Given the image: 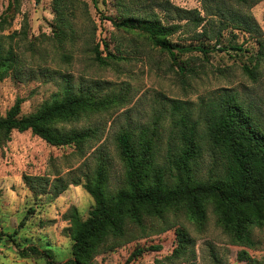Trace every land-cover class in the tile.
<instances>
[{"label":"rangeland","instance_id":"374dc122","mask_svg":"<svg viewBox=\"0 0 264 264\" xmlns=\"http://www.w3.org/2000/svg\"><path fill=\"white\" fill-rule=\"evenodd\" d=\"M9 1L0 0V16L13 14L12 9L6 11ZM113 1L66 0L63 14L70 25L56 26L52 0H19L13 19H8L10 23L0 30V35L7 36L5 46H11L19 58L17 75L12 72L0 80V116L18 97L23 99L21 113L28 114L67 87L88 90L100 98L121 94L127 102L55 123L65 130L98 128L101 136L90 141L83 151L75 146L50 145L29 130L12 131L7 139L0 138V230L12 234L0 240V264H46L44 257L21 255L20 248L31 244L40 249L50 248L57 261L71 257V216L75 211L86 219L93 198L81 184H69L56 197L51 194L35 197L23 176H47L52 180L69 172L79 174V168L87 167L92 174L100 163H105L108 186L115 190L122 183L123 170L114 137L124 124L126 110L140 127L153 123L156 114H163L164 147L173 135L169 132L171 116L180 114L168 99L186 103L196 116L200 99L227 88L241 101L251 103L255 110H264V59L255 81L243 70L249 56L258 51L255 36L227 29L222 31L219 43L204 39L209 47L207 58L196 51L181 55L177 60L185 68L181 73L168 54L153 46L143 33L117 29L111 24L107 16L117 13ZM172 2L186 9L197 8L204 14L200 0ZM251 13L264 42V0L255 4ZM171 40L184 45L197 44L189 33H176ZM231 45H239L242 50H233ZM96 51L104 64L96 60ZM203 160L196 173L201 178L207 175L209 157L205 154ZM181 225L194 245L176 258L172 252L177 244L176 228ZM126 229L123 237L109 238L103 251L89 264H264V229H254L253 247L236 244L218 225L211 206L201 227L182 214L169 213L167 222L144 216L141 224L130 222ZM156 245L160 249H147L129 259L135 248ZM241 250L250 260L238 259Z\"/></svg>","mask_w":264,"mask_h":264},{"label":"trees","instance_id":"16d2710c","mask_svg":"<svg viewBox=\"0 0 264 264\" xmlns=\"http://www.w3.org/2000/svg\"><path fill=\"white\" fill-rule=\"evenodd\" d=\"M65 1L52 0L56 26L70 25L63 14ZM260 1L200 0L204 13L201 14L197 8L186 9L172 0H114L117 13L107 19L117 29L143 33L153 46L168 54L181 73L185 72L184 66L177 62L181 55L196 51L207 58L209 47L204 39L219 43L222 31L227 29L248 33L257 38L259 47L249 56V63L243 64V70L255 81L264 59V42L251 8ZM18 6L19 0L9 1L6 11L12 9L13 14L0 16V30L10 23ZM180 32L189 33L197 44L172 41L171 37ZM5 38L7 36L0 35V80L19 71L18 55L11 46H5ZM103 45L107 47L105 41ZM231 48L242 50L239 45H231ZM96 60L105 63L98 53ZM168 101L180 114L171 116L169 132L173 135L168 137L165 147L161 141L163 114H156L153 123L140 127L126 110L124 124L114 137L123 170L122 183L115 190L108 186L109 172L105 163H100L92 174L87 167L79 168V174L69 172L65 177L52 180L47 176H23L35 197L45 194L56 197L69 184H81L94 204L86 219H81L75 211L71 216L70 258L57 261L50 248L40 249L33 244L20 248L22 256L44 257L46 264H89L103 251L109 238L116 240L126 234L130 222L141 224L144 216L167 222V215L172 213L182 214L201 227L207 220L209 206L232 242L248 247L255 245L254 229H264V110H255L251 103L241 101L227 88L200 99L196 116L186 103ZM22 102V98H16L0 116L1 139H7L12 131L29 130L50 145L75 146L78 151L99 139V129L65 130L55 123L127 103L125 95L108 94L100 98L88 90L70 87L28 114L21 113ZM205 154L209 157L207 175L197 177ZM106 163L109 164L108 159ZM176 235L172 256L178 258L192 248L194 241L182 225L176 228ZM4 237H12V234L0 230V240ZM147 249L158 250L160 246L137 247L129 259ZM238 259L250 260V257L241 250Z\"/></svg>","mask_w":264,"mask_h":264}]
</instances>
